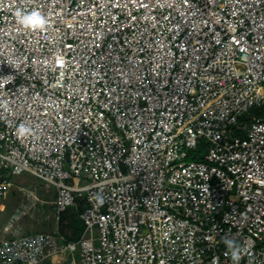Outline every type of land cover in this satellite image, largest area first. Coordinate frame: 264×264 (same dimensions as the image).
Instances as JSON below:
<instances>
[{
    "label": "built area",
    "instance_id": "1",
    "mask_svg": "<svg viewBox=\"0 0 264 264\" xmlns=\"http://www.w3.org/2000/svg\"><path fill=\"white\" fill-rule=\"evenodd\" d=\"M263 83L264 0H0V215L27 173L82 227L0 264H264Z\"/></svg>",
    "mask_w": 264,
    "mask_h": 264
},
{
    "label": "rangeland",
    "instance_id": "2",
    "mask_svg": "<svg viewBox=\"0 0 264 264\" xmlns=\"http://www.w3.org/2000/svg\"><path fill=\"white\" fill-rule=\"evenodd\" d=\"M205 149L206 147H200L194 153L197 159L201 158ZM10 180L13 186L5 200V209L0 215V231L6 232L4 234L6 238L12 237L11 234L15 230L27 235L28 233L49 232L54 230L56 226L62 233L68 234L70 232L67 224L72 222L71 220L77 214L74 209L70 208L67 213L59 216L57 221L53 206L54 187L46 188L42 182L27 173L12 177ZM79 226L77 232L82 230L81 225ZM77 227L78 225L73 226L74 229Z\"/></svg>",
    "mask_w": 264,
    "mask_h": 264
},
{
    "label": "clouds",
    "instance_id": "3",
    "mask_svg": "<svg viewBox=\"0 0 264 264\" xmlns=\"http://www.w3.org/2000/svg\"><path fill=\"white\" fill-rule=\"evenodd\" d=\"M15 15L19 18L22 24L25 26H39L44 23L43 19L39 16L37 12H32L31 14H22L20 11H17ZM21 135L27 133L29 129L25 128L23 125L18 129Z\"/></svg>",
    "mask_w": 264,
    "mask_h": 264
},
{
    "label": "trees",
    "instance_id": "4",
    "mask_svg": "<svg viewBox=\"0 0 264 264\" xmlns=\"http://www.w3.org/2000/svg\"><path fill=\"white\" fill-rule=\"evenodd\" d=\"M190 160H199V159H197L196 158V156H193V157H191L190 158ZM67 213V212H66ZM63 214H65V213H63ZM63 214H61L60 216H62ZM77 214V213H76ZM76 216V215H75ZM61 220H62V217L60 218ZM73 220V219H72ZM74 225V226H76V225H78V227H77V229L75 228L74 230H75V237L74 238H76L77 237V235L76 234H79L80 232H77V231H79V225H80V221H79V219H78V217L76 216L75 218H74V220H73V222L70 224V225Z\"/></svg>",
    "mask_w": 264,
    "mask_h": 264
},
{
    "label": "crops",
    "instance_id": "5",
    "mask_svg": "<svg viewBox=\"0 0 264 264\" xmlns=\"http://www.w3.org/2000/svg\"><path fill=\"white\" fill-rule=\"evenodd\" d=\"M74 220V219H73ZM73 220H71L72 222H73ZM72 222H70L69 224H67V226L70 228L69 229V233H68V235H73V237L75 236L74 234H75V230H74V228H73V224L72 225H70ZM6 232L5 231H0V237H3V235L5 234ZM67 234V233H66ZM5 236V235H4Z\"/></svg>",
    "mask_w": 264,
    "mask_h": 264
}]
</instances>
